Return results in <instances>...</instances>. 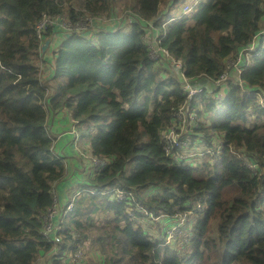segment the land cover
<instances>
[{
    "label": "trees",
    "instance_id": "1",
    "mask_svg": "<svg viewBox=\"0 0 264 264\" xmlns=\"http://www.w3.org/2000/svg\"><path fill=\"white\" fill-rule=\"evenodd\" d=\"M178 1L0 0V264H35L44 254L49 264H64L43 230L53 184L66 175L49 121L64 109L74 128L63 131L77 156L90 166L84 153L109 159L102 170L90 168L93 179L75 201L64 249L88 246L99 264H264V47L250 61L244 57L240 75L214 83L226 59L264 30V0H190L189 12L160 14ZM120 8L129 12L122 22ZM44 12L103 15L114 26L96 35L97 28L66 33L49 26L45 40L64 37L42 52L36 26ZM156 35L153 46L181 59L182 70L149 55L148 39ZM182 71L214 81L201 78L203 91L189 98ZM185 100L196 115L190 119L187 110L182 140L203 144L205 154L176 159L186 145L162 132ZM216 132L220 139L212 138ZM76 137L86 138L81 148ZM114 189L125 197L117 199ZM196 203L203 210L188 217L189 234L168 242L173 215Z\"/></svg>",
    "mask_w": 264,
    "mask_h": 264
},
{
    "label": "built area",
    "instance_id": "2",
    "mask_svg": "<svg viewBox=\"0 0 264 264\" xmlns=\"http://www.w3.org/2000/svg\"><path fill=\"white\" fill-rule=\"evenodd\" d=\"M190 8V7H189ZM184 12H187V8L184 9ZM96 19L97 22L94 20ZM114 21L113 18H107L106 16L103 15H98V16H78L76 19H71L70 17H67L66 15L63 14H57V15H50L46 12L42 13V19L40 20V22L37 24V33L38 36L41 39V44L44 45L46 40L44 38V33L47 27L49 26H57V28L60 31L69 33V32H77V33H84L86 31H91L94 30L96 28H108V25L105 24H109V21ZM100 24V26L97 27V25ZM264 31V30H263ZM263 31L259 32L258 34H256L253 37V41L252 43L249 45V47L242 49L239 51V53L235 56H230L226 59V66H225V70L222 72V74L220 75V77L214 81L213 79L210 78V80H207L204 78L206 81H214V83H216L217 85L224 83L228 77H230L231 73H235L240 75L244 69V63H243V59L244 57L247 58L248 61H250V59H252L253 55H254V50L256 48H259V45H261V47H264V42H259L261 37H263L264 33ZM264 40V37H263ZM151 48H157L155 46H153ZM159 48V46H158ZM160 49V48H159ZM248 53H250V58ZM157 56H153L154 58L156 57H165L167 59L170 58V61L172 62V66H174V68H178L181 69L183 68V63L181 59H177V58H173L170 53L168 52V50H163V54H161V49L159 53H156ZM207 76V75H206ZM181 78H183L184 82H183V90L188 94V97L191 98L195 95H197L198 93H200L201 91H203L204 87L197 85L198 82H201L200 80V76H191L188 77L184 74V72L182 71L181 73ZM222 91V90H221ZM221 91L220 95H221ZM222 95L224 96L223 92ZM221 95V98H217L219 99L217 102L223 100V97ZM188 100H185V103L180 106V108L177 110V112L175 113L176 119H174L173 121V125L171 126V128L169 130H164L162 133L163 135L169 139L170 142H172L174 145L180 146L182 147L183 145H186L185 147H183L181 150L183 151V149L186 150L189 149H194L197 146H188V143L186 142V140H182V134L186 133L187 130V126H186V118L188 116V111L190 110V114H189V118L192 119L195 117L196 113L193 111V109H191V106L186 107L187 105H190L187 103ZM190 108V109H187ZM192 125V124H191ZM76 132V131H74ZM176 134V137L174 139H172V137H168L167 134ZM76 143L77 146L79 144V139L78 137H76ZM169 150V148H167ZM166 150V151H168ZM182 151H180L177 155H175L176 159L179 158H185L182 156V154H186L185 156L188 157H192L195 155H198L199 157H202L205 152L203 151H197L191 154L183 153ZM89 155V156H87ZM84 156L86 157H90L93 161L94 164V168L95 170H102L108 163H109V159L107 157H98L96 155H94L93 153H84ZM179 157V158H178ZM246 165L253 171V173L255 174H260L261 170L259 168V165L254 162V161H247ZM114 192V196L118 199H122L125 197V193L124 191H121L120 189L117 190H113ZM121 192V195L118 197L117 193ZM52 193L54 196V203L48 207L47 212L45 213V215L43 216V230H44V234H46L47 236L52 235L53 239L52 242L54 243V248L52 249V253L56 256H58V259H60L64 264H83L84 263V255H85V251L82 248H77V249H69L68 247L66 249L63 248L62 245H60V242H62L63 237L65 236L66 232L72 233L71 231L67 230L68 229V222L67 219L68 217L71 215L72 211H73V207H74V201H75V197L76 195H74L72 197V199L66 204L65 208L62 209L61 211V217L59 218V208H58V195L57 192L55 190V187H53L52 189ZM201 204H198V208H201ZM199 210V209H198ZM179 214L173 215V218L178 216L181 217H186V221H184V223L182 225L180 221H177L175 224H173L172 226H170L167 230H166V234H167V241H172V240H177L178 237L182 234L183 230L185 229L184 227L187 225V219L189 216L194 215V208L189 211L188 213H185L182 211V213H180V211L178 212ZM172 218V220H174ZM179 227H181L182 231L179 232L177 234V230L179 229ZM186 231V229H185ZM177 234L176 236H172V234ZM51 256V255H48ZM57 258V257H55Z\"/></svg>",
    "mask_w": 264,
    "mask_h": 264
},
{
    "label": "crops",
    "instance_id": "3",
    "mask_svg": "<svg viewBox=\"0 0 264 264\" xmlns=\"http://www.w3.org/2000/svg\"><path fill=\"white\" fill-rule=\"evenodd\" d=\"M63 37L64 34L55 35L51 39V43L53 40L54 41L57 40L56 43L58 44L62 41ZM51 43L50 45H52ZM55 44L54 46L57 47L58 45ZM61 114L62 116H60L59 114H53L52 118H50L49 120L51 134H57V137L54 140L55 149L59 154L65 157V161H66V175L64 179L53 184L58 195V208L60 211L59 218L61 217V211L63 208H65L69 197L71 195L72 197L76 195L75 197V201H76L77 197L83 192V189L87 186V184L92 182L93 175L91 173L90 168H92L93 170L95 169L93 164H91L90 166L88 163L84 162V160L80 156L78 157L77 154L75 153L76 150L73 148L72 136L67 131H63V127H67V129L72 128L73 126L72 117L69 111L65 109L61 112ZM86 159L90 160L91 158L86 157ZM76 162H78L80 166L77 167L75 165ZM76 173L81 174L80 177L75 178L76 181H74L73 183L71 181H66V179L70 175H74ZM75 185H78L77 189L75 188ZM59 186H61L60 190H57V187ZM59 196H61V200ZM75 201H74V205H75ZM71 215L68 217L67 221H69ZM41 257H45V261L41 259ZM41 257L39 258L41 260H37L35 264H49L48 255L44 254Z\"/></svg>",
    "mask_w": 264,
    "mask_h": 264
},
{
    "label": "rangeland",
    "instance_id": "4",
    "mask_svg": "<svg viewBox=\"0 0 264 264\" xmlns=\"http://www.w3.org/2000/svg\"><path fill=\"white\" fill-rule=\"evenodd\" d=\"M194 1V0H193ZM187 2H189V3H187ZM196 2V1H195ZM194 2V3H195ZM192 4L193 3H191V1L190 0H186V1H182V0H179L178 2H176L175 4L174 3H171L169 6H167L164 10L163 9H161V11H160V14H166V12H172V14H177V13H179V12H181V10H182V12L184 11V9H186L187 8V12H189V10H190V8L189 7H191L192 6ZM183 8V9H182ZM169 9V10H168ZM120 10V12H119V17L121 18L120 19V22H122V21H124V20H127V17H128V14H129V12H126V11H124L122 8H120L119 9ZM176 18V17H175ZM129 19V18H128ZM171 20H169V22H170ZM131 21L129 20V23H130ZM169 22H164L163 23V28H165V25L167 24V23H169ZM262 22H264V20L262 19ZM105 25H108V26H114V23H112V24H105ZM98 26H100V24H98L97 25V27ZM99 30V28H97V30H94L93 31V34L94 35H96L97 34V31ZM87 32V31H86ZM263 33H264V31H263ZM159 35H156L154 38H153V40H150V39H148V42H150L149 44H150V46L152 47V44H155L156 43V41H159L160 39H161V37H158ZM94 37V36H93ZM158 38V39H157ZM57 42V40H53L52 41V45H54L55 43ZM43 46L44 45H41V50H42V52H44V51H46V49L48 48V46H47V48L46 49H43ZM52 51V50H51ZM51 51H50V56L48 57V60L50 61V58H51ZM160 52V49L157 47V48H150V56L152 57V56H157V54L156 53H159ZM248 55H249V58H250V53H248ZM54 61V60H53ZM43 64H44V68H45V70H44V68H42L43 67ZM37 65H41L42 67H41V70L43 69L44 70V72L46 71V62L44 61V60H42V62L41 63H37ZM171 68V67H170ZM196 77L197 76H200V79L202 78V77H204L205 79H207V80H210V77H208V76H206L204 73L203 74H198V75H195ZM216 96H215V99H217V98H221V95H222V91H221V95H220V92H217L216 94H215ZM222 97H224L223 95H222ZM259 99H260V101H261V103H262V105H264V98L262 97V96H259ZM67 110V109H66ZM247 118H248V120L249 121H252L253 119H255V117H253V115L251 114V112H249L248 114H247ZM72 128H74V126H72ZM72 128H71V130H72ZM87 128V127H86ZM65 129H67V127H63V130H65ZM69 129V128H68ZM88 129V128H87ZM90 130V129H89ZM73 131H75L74 129H73ZM95 131V130H94ZM168 135V137H172V139H174L175 137H176V134H175V132H174V134L172 135V134H167ZM212 138H214V139H220L219 138V132H216V133H213V135H212ZM85 140H86V138H79V144H78V148H81L83 145H84V142H85ZM189 143H191V141L189 142ZM221 143H222V140H220V142H219V145H218V147H220V145H221ZM203 149H204V145L203 144H200V145H197V147L196 148H194V149H191V150H189V149H187L186 150V152L188 153V154H191V153H194V152H197V151H203ZM183 153H186L185 152V150L183 149V151H182ZM186 154H182V156L183 157H187V156H185ZM87 156H89V155H87ZM210 161L211 162H214L215 161V158L214 157H212L211 159H210ZM196 163V162H195ZM75 165L78 167V166H80V164L78 163V162H76L75 163ZM130 168V164H128V169ZM80 173H76V174H74V175H70L67 179H66V181H71L72 183L74 182V181H76V177H80ZM63 183V182H62ZM60 187L61 186H59V187H57V190H60ZM75 188L77 189L78 188V185H75ZM76 189H75V191H76ZM74 191V190H73ZM78 193V192H77ZM81 195V194H80ZM121 195V192H118L117 193V196L119 197ZM59 198H60V200H61V196H59ZM72 199V195L69 197V199L67 200V203L70 201ZM198 204H200V203H196L195 204V207H193L194 208V215H191L190 217H189V221H194V216H195V214H197L198 213V211H201V210H203V205L201 206V208H198ZM177 209H179V208H177ZM199 209V210H198ZM180 210V213H182V210L181 209H179ZM129 211H131V209H129ZM98 219H100V217L98 216L97 217ZM157 218H154V219H152L151 221H153V220H156ZM175 221H180L181 222V224L180 225H182L183 223H184V221H186L185 219H186V217H181V216H176V217H174L173 218ZM149 225H151V224H149ZM150 229V228H149ZM151 229H153V228H151ZM182 231V229H181V227H179V229L177 230V234L179 233V232H181ZM177 234H172V236H176ZM186 234H189V230L187 231H185V229L183 230V232H182V234L178 237V239H181V238H183ZM82 247V246H81ZM84 251H85V255H84V260H86V263H89V259H96V261H94V263L95 264H99L100 262V259H99V255L97 254V253H95V250H93V249H90L88 246L87 247H85L84 246V248H82ZM41 259H43L44 261H45V257H41ZM41 259H38V260H41Z\"/></svg>",
    "mask_w": 264,
    "mask_h": 264
},
{
    "label": "water",
    "instance_id": "5",
    "mask_svg": "<svg viewBox=\"0 0 264 264\" xmlns=\"http://www.w3.org/2000/svg\"><path fill=\"white\" fill-rule=\"evenodd\" d=\"M50 43H51V40L50 39L46 40V42H45V44L43 46V49H46L47 46L50 45Z\"/></svg>",
    "mask_w": 264,
    "mask_h": 264
},
{
    "label": "bare ground",
    "instance_id": "6",
    "mask_svg": "<svg viewBox=\"0 0 264 264\" xmlns=\"http://www.w3.org/2000/svg\"><path fill=\"white\" fill-rule=\"evenodd\" d=\"M125 9V8H124Z\"/></svg>",
    "mask_w": 264,
    "mask_h": 264
}]
</instances>
